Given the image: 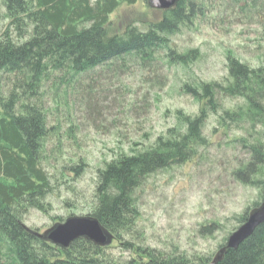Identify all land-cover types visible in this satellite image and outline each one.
Listing matches in <instances>:
<instances>
[{
  "label": "trees",
  "instance_id": "obj_1",
  "mask_svg": "<svg viewBox=\"0 0 264 264\" xmlns=\"http://www.w3.org/2000/svg\"><path fill=\"white\" fill-rule=\"evenodd\" d=\"M140 1L3 0L8 22L0 33V264H211L207 258L168 255L131 243L134 257L115 258L105 252L132 232L139 216L138 193L152 176L195 161L202 147L212 146L206 133L209 123L215 136L241 133L225 141L227 147L242 148L250 156L246 163L239 161L232 176L256 188L264 201V66L253 68L228 57L226 79L183 87L200 104L196 115L177 112V127L99 170L97 206L91 216L114 237L110 246L78 240L63 250L24 228L31 210L48 213L46 201L53 189L43 165L44 146L54 130L48 128L45 104L49 84L62 81L72 86L118 62L152 70L165 61L190 71L200 61V50L176 54L170 42L190 28L197 0H179L175 8L160 12L159 21L139 19L124 33L113 35L111 16L121 6L135 7ZM233 1L244 8L264 2ZM139 23L141 28L135 25ZM248 216L233 220L242 226ZM213 225L212 234L224 228ZM218 264H264V224Z\"/></svg>",
  "mask_w": 264,
  "mask_h": 264
},
{
  "label": "rangeland",
  "instance_id": "obj_2",
  "mask_svg": "<svg viewBox=\"0 0 264 264\" xmlns=\"http://www.w3.org/2000/svg\"><path fill=\"white\" fill-rule=\"evenodd\" d=\"M195 5L190 28L170 38L176 54L200 50L202 57L190 71L165 61L152 70L118 62L96 69L78 84L53 81L47 86L48 128L54 130L44 146L43 165L53 189L46 201L48 213L31 210L24 217L27 228L43 233L70 217L91 216L97 206L98 172L105 163L143 149L177 127V112H199L200 104L183 91L187 83L223 81L229 75L228 57L253 68L264 66V2L246 8L233 0H197ZM160 12L143 0L135 7L121 6L111 16L110 31L120 35L139 19L159 21ZM4 13L0 0V33L8 22ZM210 124L206 133L212 146L202 147L199 159L145 183L132 232L106 248L107 255L134 257L131 243L168 255L214 260L241 227L234 217L262 203L256 188L232 176L239 161L246 163L250 156L225 141L241 133L215 136ZM214 223L224 228L212 234Z\"/></svg>",
  "mask_w": 264,
  "mask_h": 264
},
{
  "label": "water",
  "instance_id": "obj_3",
  "mask_svg": "<svg viewBox=\"0 0 264 264\" xmlns=\"http://www.w3.org/2000/svg\"><path fill=\"white\" fill-rule=\"evenodd\" d=\"M178 2L179 0H148V5L153 10L167 11L175 8ZM263 224L264 201L251 210L247 221L230 235L226 246L219 250L211 264L222 262L229 250H237ZM24 228L38 239L64 250H68L78 240H86L102 248L110 246L114 240L112 234L93 216L70 217L43 233L32 231L26 226Z\"/></svg>",
  "mask_w": 264,
  "mask_h": 264
}]
</instances>
